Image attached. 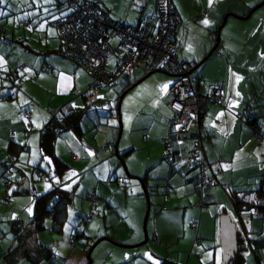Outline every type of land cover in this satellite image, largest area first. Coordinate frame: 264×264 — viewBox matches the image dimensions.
<instances>
[{
	"label": "crops",
	"instance_id": "obj_1",
	"mask_svg": "<svg viewBox=\"0 0 264 264\" xmlns=\"http://www.w3.org/2000/svg\"><path fill=\"white\" fill-rule=\"evenodd\" d=\"M259 1L171 0L179 19L174 42L178 39L182 60L195 64L197 58L210 49L215 43V27L225 13L244 16ZM90 2L105 11L109 19H115L111 23L127 24L134 20L133 15L125 13V16H119L108 12V8H102L97 2ZM62 3L63 0H4L0 3V74L3 75L1 69H6L4 75L7 78L10 79V72L15 75H11L12 86L15 83L12 88L11 83L6 85L0 80V95L5 96L10 92L9 96L0 100V157L6 154L15 156L12 166L15 169L0 164V235H12L11 221H21L30 216L29 209L32 210L35 196L52 186L64 185L55 179L57 183L54 185L53 180L44 179L48 166L39 155L38 133L50 114L57 112L62 105L71 104V101H76L73 98L78 96L84 99L90 77L71 60L56 53L58 38L53 23L65 14ZM142 9L146 12L145 19L154 10L153 0H126L127 12L133 14ZM252 16L253 19H250ZM143 19L128 25L136 26ZM205 20L207 24L203 23ZM7 37L9 46L1 43V38ZM190 37L193 38L192 45L184 44L191 41ZM6 47L8 51L4 54ZM214 51L205 60H210L207 67L216 70L211 78L209 76L205 80V67L202 65L194 76L188 75L197 94L208 95L214 85L220 82L224 85L223 100L220 103L207 102L198 121V130L206 137L202 142L203 155L209 164H216L212 168L214 183H201L197 169L189 162L188 152L194 139L193 133L182 135V142L176 143L173 133L168 130L170 112L166 107L167 90L173 81L170 75L172 78L164 79L162 88L157 89L160 91L151 88L148 98L133 99L130 105L133 119L140 116L143 108H149L153 114L148 125L142 127L143 133L139 137L141 143L135 146L129 131L126 137L128 144L122 151L123 156L131 158L128 171L123 163L125 172L143 178L147 194L152 192L154 196L161 195L164 204L152 207L149 202L153 214L147 230L149 234H145L146 241L141 247L133 250L122 247L125 249L123 251L107 243L99 248L90 264H105L107 259L109 264H158L162 259L188 264L183 260L185 254V258H192L191 264H195L197 259L200 260L199 264H224L236 249L238 240H241L244 248L242 264H264V205L252 207L232 200L238 191H253L264 199V3L243 19L227 15L219 30ZM44 66L50 67L52 75L43 72ZM138 68L121 75L125 76L123 84L143 75L142 70L140 74L131 73ZM99 96L100 93L97 100ZM245 107L252 109L256 126L251 122H241L236 115ZM94 109V114L88 115L86 130L95 127L94 115L97 116L98 111ZM105 115L112 123L115 115L110 111ZM116 131L117 124L110 125L105 139L98 144L94 137L85 136L84 131L80 138L68 131L56 136L53 152L64 163L70 161L78 164L83 160L90 161L92 157L89 168L73 177H77L76 182H80V178L87 175L89 184L84 189L87 195L84 197L88 198L89 193L93 192L97 203L90 205L88 198L89 210L85 212L71 197L67 214L77 221L81 220L83 229H68L61 234L63 222L56 232L61 234L56 243L58 246L45 241L51 248L54 255L51 259L54 260L43 263L85 264L84 248L102 236L124 245L136 241L132 246L141 245H137L142 241L141 235L136 234L138 229H134L139 221L138 216L127 217L123 210H119L110 195L121 190H114L111 183L107 184L111 188L104 183H108L113 174H118L108 154V142L113 141ZM255 132L258 137H255ZM162 139H168L166 145ZM166 147L170 151L172 165L164 158ZM136 149H139L137 153ZM104 164L105 174L102 168ZM6 170L9 171L8 175ZM26 171L29 173L25 174ZM114 177L121 178V183L117 185L124 182L121 175ZM128 178L130 180L125 181L127 189H123L126 193L123 199L125 201L134 197L139 208L141 186L136 179ZM42 179L50 186L44 185ZM12 181L17 184L9 193ZM103 183L106 187L102 186ZM165 187L169 188L168 192ZM106 189L110 190L109 194ZM155 198L154 201L158 203L160 199ZM90 210L96 218H100L101 224L99 221L95 223V229H88V221L90 224L94 222ZM111 213L115 219L109 217ZM114 223L129 229L116 230ZM112 224L115 229L111 228ZM120 230L129 234L135 231L136 236L133 240H126L119 234ZM7 243V246L11 244L10 237ZM4 248L0 240V252ZM0 264L4 263L0 261ZM18 264L28 263L20 261Z\"/></svg>",
	"mask_w": 264,
	"mask_h": 264
},
{
	"label": "built area",
	"instance_id": "obj_2",
	"mask_svg": "<svg viewBox=\"0 0 264 264\" xmlns=\"http://www.w3.org/2000/svg\"><path fill=\"white\" fill-rule=\"evenodd\" d=\"M154 4V11L134 27L125 24L109 25L107 16L91 7L87 0H65L67 13L53 23L58 38L57 53L71 60L91 77L84 92L85 101L90 104L97 100L100 89L113 87L119 76L129 74L136 67H140L143 72L161 69L173 74L166 100L170 112L168 130L173 133L176 143L182 142V135L193 133L194 139L188 152L189 162L197 169L201 183L212 184V168L216 164H209L203 155L202 142L206 137L200 134L198 121L207 102L220 103L223 100L224 85L223 82L214 85L208 95L197 94L193 90L186 73L192 63L185 65L176 58L174 38L179 24L178 15L173 10L171 0H154ZM111 34L118 37L114 46L108 42ZM4 43L9 44L7 41ZM109 54L117 55L114 70L111 71L105 68ZM43 71L47 75L52 74L48 66ZM1 99L5 97L0 96ZM236 115L243 123L257 125L250 107H245ZM254 135L258 137L256 132ZM167 140L162 139V143L166 145ZM164 153L167 163L172 165L167 147ZM5 158L0 157V163H4ZM9 158L13 160V157ZM6 174L9 171L6 170ZM115 181L120 184L121 178L117 177ZM168 190L165 187V191ZM88 198L90 205H96L97 199L93 192L89 193ZM232 200L252 207L264 205V199L253 191H238Z\"/></svg>",
	"mask_w": 264,
	"mask_h": 264
},
{
	"label": "rangeland",
	"instance_id": "obj_3",
	"mask_svg": "<svg viewBox=\"0 0 264 264\" xmlns=\"http://www.w3.org/2000/svg\"><path fill=\"white\" fill-rule=\"evenodd\" d=\"M89 1L97 2L102 8H108V12H112L113 14H116V15H119V16H121V15L125 16V13H127L129 16L133 15L134 20L127 22V24H134V22L136 23L138 21V19H143L145 17V15H146V12L143 9L142 10H138V13H133V14H132L131 11L127 12L126 11V0H89ZM64 10H65V13H66L68 8H65ZM250 19H253V16ZM110 22H115V19H110ZM214 38H216V34H215ZM190 39H191L190 42H187V43H184V44L192 45L193 38L190 37ZM6 40H9V37H7ZM108 42L111 45L114 46L118 42V37L116 35H114V34H111L110 37L108 38ZM175 43H176V48H177L176 49V57L179 60H182V58L180 57V54H179V48H178L179 42H178V39L175 41ZM13 44L18 45L17 42L16 43L13 42ZM184 44L182 43V45H181L182 49L184 48ZM4 49L6 51V53H4V54H7L8 48L6 47ZM214 52L215 51H213L212 54ZM9 55H10V53H9ZM201 57H203V55ZM201 57L200 58L198 57L196 61L201 59ZM116 60H117V55H114V54L108 55L106 57V61H105V68L107 70H110V71L114 70ZM208 61H210V60H207L204 63L202 62L203 64L200 63L195 69H193L191 71L190 76L191 77L194 76V74L199 70L198 68L202 65V67H205V80L207 81L209 76L211 78L212 75L216 73V70L213 71V69L211 67H209V66L207 67ZM183 62H184L185 65L188 64L186 60L183 61ZM206 67H207V69H206ZM5 71H6V69H1V72H3V75L0 74L2 76V78H0V80L4 81V83L6 85L11 83V88H12L15 85V83L12 86L13 81L11 79L7 78L4 75ZM131 73H134L133 75H135V74L142 73V71H141L140 68H138V69L133 70V72H131ZM139 76H141V75H139ZM124 77L125 76L118 77L115 86H113L112 88H107L108 86H106V87L100 89L99 90L100 96H99L97 102L94 105L85 102L84 99L81 96H78L77 98H73L74 100L76 99V101H71L72 103L70 105V108L72 110H74V111H78V112L81 113V129H82V131L85 132V136L86 135H90V136L94 137V140H95V142L97 144L101 143V141H103L105 139V137L107 135L106 133H107V131L109 129V126L110 125L115 126L117 124V118L115 116H113L112 123H111V122H109V119H107L105 114H106L107 111H110L112 114H114V112H115V104H116V100H117L116 96H117V93H118L119 89L121 88L122 84L124 83V80H123ZM166 78H172V77L170 75L168 76V75H165V74H162V73H158V72L151 73L148 76H146L145 78H143L140 82L136 83L129 90H127L123 94V96L121 98L120 108H119V112H120L119 114H120V120H121V133H120V137H119L118 144H117V152L122 155L121 159H122L127 171H128V168H129L128 164H130L131 158H126L125 156H123V153H122V151L124 150L125 146L128 144V143H126L127 132H129V131L131 132V138H132L133 144H135V146L139 145L141 143L139 137L143 133L142 127L148 125L149 119L151 118V114H153L150 111L149 108H143V109H141L142 113L140 114V116H138L135 119H133L134 116L131 113V109H132L131 107L132 106H130V105L134 101L133 99H135V98H148L149 97L148 94H149L151 88H153L154 91H157V92L160 91V90H157V89H160V87L162 88V86L164 84V79H166ZM193 84L194 85L196 84L195 81H193ZM70 98H72V97H70ZM92 108H96V110L98 111V113H96L98 115L97 116L94 115L96 124H95L94 128H90V130H86L85 125L87 123V118L89 117L88 115L94 114V112H95V109L93 111ZM157 113H159V112H157ZM154 115L156 116V113H154ZM113 141H114V139H113ZM113 141H109L108 142V145H109L108 154L111 156V159L113 161V165L115 163V167H117L116 171L118 172V174H113L108 179L109 182L107 183L105 181L104 183L106 185L111 183L112 189L121 190L120 192L116 191V193L114 192L113 194L110 195V197L113 200L112 202L114 203L115 206H117V208L119 210H123L127 214V217L131 216V215H135V214H136V216H138L139 221H138V223H136V225H135L136 227L134 229H138L136 234L141 235V239H143L144 238V232H143V229H142V217H143L144 210H145V207H146L145 197H144V195H142L143 194L142 193L140 198L138 199V201H140V207L138 205L139 208H137V199H135L134 197L127 198L124 201L123 198L125 197L126 193H124L123 189H127L125 181H128L130 179L126 176V172H125L124 168L122 167V164H121V161H120L119 157L113 153V149H112L113 148ZM101 146L103 147V143H102ZM135 151L137 153L139 151V149H136ZM140 151H141V149H140ZM1 157H6L7 162L9 161V154L3 155ZM91 159H92V157H91ZM91 159H90V161H91ZM90 161L83 160V161L79 162L78 164L72 163L70 161H65V164H67V166H68L67 171L60 178H55L56 181L64 184V185H60L61 186L60 188H63V189L71 191V193H72L71 197H73L74 200L77 201L78 205H80V207L85 212H87L89 210V208H88L89 207L88 206V198L84 197V195H85L84 189L89 184L88 179H87V175L84 174L80 178V182H76L77 181V177H73V175L78 176V174L81 171L89 168ZM6 164L8 165L9 163H6ZM102 168H103V172L105 174L106 165L104 164V166H102ZM10 169L12 170V169H15V168L14 167L12 168V166H10ZM27 173H29V172L26 171L25 174H27ZM118 175H121V177H123L122 179L124 180V182L121 185H117V182L115 180H113V178H115L114 176H118ZM43 177H45V176H43ZM44 179H46V177ZM44 179L41 180L42 182H44V185L50 186V183L47 182V184H46V181ZM18 180H20V179H18ZM37 181H38L37 183L40 182L39 179ZM15 182L16 181H12L11 182V185L8 188V192L9 193L11 192V190L13 188H15V185L17 184ZM55 183H57V182H55L53 180L52 184L54 185ZM104 183H103L102 186L106 187ZM107 186L110 187L109 185H107ZM106 190H107V192L109 194L110 190L109 189H106ZM18 196L21 197V198L24 197L23 195H18ZM85 196H87V195H85ZM147 196H148V203L151 202V206L152 207L155 206V204H160V205L164 204V202H162V200H161V195L160 196H158V195L154 196V194H152V192H150V194L147 195ZM155 197H158V199H160V201L158 203L154 201V199H157ZM89 212H91V210ZM115 212L117 213V211H115ZM148 213L149 214L147 215L146 222H145V234H149V232H147V230L150 228L151 217H152V214H153V209L150 208V206H149ZM72 214H74V213H72ZM67 215L68 216L66 217V219L64 221V225L61 228L62 229L61 234L62 233L64 234L68 229H72V230L73 229H83V225H82V221L81 220L77 221L75 217L71 216L70 214H67ZM91 216H93L94 222L91 221L92 224H90V221H88L87 225H88V227H90L88 229H91V228L95 229L96 228L95 223H98V221H99V224H101L100 218H99V216H97L98 218H96L95 214H93L92 212H91ZM109 217L115 219L114 215L112 213L110 214ZM120 223H122L124 225L123 222H120ZM122 224L121 225L118 224V226H117V224L114 223V225L117 226L116 230L117 229H129V227L124 228ZM111 228L115 229L113 227V224H112ZM45 229H47V228H45ZM99 229H102V227H100ZM41 233H42L41 239L43 241H46L49 244L50 243H55L54 244L55 246L57 245L56 243H58L59 238L61 236V234L58 235L55 231L49 232L47 230H43ZM119 234L121 235L122 238H125L126 240H133V238H135V236H136L135 235V231L133 233L129 234L128 232H122L120 230ZM9 237H10V235H8V234L0 235V240L2 242V247H7L6 244H8L7 243V239H9ZM136 242H138V241H136ZM136 242L127 243V244H131L132 245V244H135ZM107 243H111V242H109L107 240H100L92 248V250L90 252V260H91V262H92V258L95 257V254L97 253V251L100 250L99 248L102 245H108ZM111 244H113V243H111ZM111 244H109V245H111ZM142 245L143 244H141L139 246H130V247L125 248V249L126 250H133V249H136L138 247H141ZM113 247L115 249H120V250L125 251V249H123L122 247H119L117 245H115ZM103 256L105 258V251H104V255ZM185 257H187L186 254L184 255V259L183 260H186L188 262V264H191L192 258L191 257L185 258ZM196 261L197 262L195 264H199L200 263V260L197 259ZM45 263H43V264H45ZM105 264H109V259L106 260ZM179 264H184V263H179Z\"/></svg>",
	"mask_w": 264,
	"mask_h": 264
},
{
	"label": "trees",
	"instance_id": "obj_4",
	"mask_svg": "<svg viewBox=\"0 0 264 264\" xmlns=\"http://www.w3.org/2000/svg\"><path fill=\"white\" fill-rule=\"evenodd\" d=\"M64 1L65 0H63L62 3L63 6H64ZM88 2L90 6L93 7L95 10L102 12L107 16L109 25L114 26L115 24H123L118 22L111 23L109 16L105 11L99 10L96 7V4L91 3L90 1ZM64 8L67 7L64 6ZM154 9H155V4H154ZM143 20H140L139 23ZM5 41L7 40L1 38V43L7 45L4 43ZM56 53H57V49H56ZM144 73L146 72H143V74ZM11 75L12 72H10L9 77L13 81ZM90 81H91V77H90ZM129 83L130 82H127L121 86V88L117 93V96L126 86L129 85ZM9 93L4 97L6 98L7 96H9ZM70 105L71 104L68 105L64 104L61 106L60 109H57V112H53L52 114H50V116L43 124L42 128L39 130L38 133L37 147L41 159L45 160L48 166L46 172L47 174L46 178L48 181H52L55 178H60L67 171L68 168L67 164H65L53 152V142L56 136L59 133L67 132V131L72 133V135L75 136L76 138H80L82 134V130L80 127L81 113L72 110L70 108ZM9 157H13V160L9 158V161L7 162V159L5 158L6 159L5 162L0 164L3 165L9 163L8 164L9 167L13 166L15 161V156L9 154ZM118 157L120 159L122 155L118 153ZM165 157L166 156L164 153V158ZM8 165H6L5 167H7ZM142 182L144 184L143 178H142ZM147 191L148 190L146 189V192ZM70 203H71V191L57 186H52L47 191L35 196L32 202V210L30 216L27 219L21 221L20 220L11 221L10 223L11 226L10 230L12 231V235H10L11 244L5 247L2 252H0V261L3 262L4 264H18L20 261H24L28 264H39L42 261L54 260L51 259L52 257H54L51 248L49 247L48 244H46L45 241L41 239V235H42L41 232L43 230H47V231L52 230L58 232L59 229L61 228L62 223L66 218L67 208L69 207ZM89 246L84 248V250L86 251ZM243 250L244 248L243 246H241V240H238L236 249L224 264H242ZM158 264H177V263L169 259H162Z\"/></svg>",
	"mask_w": 264,
	"mask_h": 264
},
{
	"label": "water",
	"instance_id": "obj_5",
	"mask_svg": "<svg viewBox=\"0 0 264 264\" xmlns=\"http://www.w3.org/2000/svg\"><path fill=\"white\" fill-rule=\"evenodd\" d=\"M264 3V0H260L258 3H256L255 5H253L248 11L247 13L244 15V16H238V15H233L231 13H225L220 21V23L217 25V27L215 28V34H216V38H215V43L210 47V49L203 55V57L201 59H199L195 64L192 63V66L189 67L186 71L187 75H189L191 73V71L193 69H195L200 63H202L216 48L217 46V40H218V33H219V29L220 27L222 26L224 20H225V17L227 15H232V16H235L237 18H240V19H243V18H246L254 9H256L257 7H259L260 5H262ZM155 72H158V73H162V74H165V75H172L171 73L165 71V70H161V69H154V70H150L146 73H144L143 75H141L140 77H138L137 79L133 80L132 82L129 83L128 86H126L117 96V100H116V104H115V116L117 118V131H116V135H115V138H114V141H113V153L115 155L118 156V152H117V144H118V140H119V137H120V133H121V120H120V112H119V108H120V101H121V98L123 96V94L129 90L131 87H133L136 83L140 82L143 78H145L146 76H148L149 74L151 73H155ZM120 161H121V164H122V167H124L123 165V162H122V159L120 158ZM126 176L127 177H132L134 179H136L140 186H141V189H142V193L145 197V201H146V207H145V210H144V214H143V217H142V229H143V232H144V238L142 239L141 242L137 243V245L139 244H142V243H145L146 241V235H145V222H146V218H147V215H148V210H149V203H148V194L146 192V189H145V186L142 182V179L139 178V177H136V176H132V175H129L127 172H126ZM100 240H107L111 243H113L114 245H118V246H121V247H129V246H132V245H124V244H120V243H117V242H113L110 238L106 237V236H102V237H99L97 239H95L91 244L90 246L87 248V250L85 251V256H86V263L85 264H90L91 260H90V252L92 250V248L100 241Z\"/></svg>",
	"mask_w": 264,
	"mask_h": 264
},
{
	"label": "snow or ice",
	"instance_id": "obj_6",
	"mask_svg": "<svg viewBox=\"0 0 264 264\" xmlns=\"http://www.w3.org/2000/svg\"><path fill=\"white\" fill-rule=\"evenodd\" d=\"M3 2H4V0H0V3H3ZM210 2H211V0H210ZM203 23L207 24V23H208V21H207V20H205V21H203ZM164 87L166 88V87H167V85H165ZM29 212H31V209H29Z\"/></svg>",
	"mask_w": 264,
	"mask_h": 264
}]
</instances>
